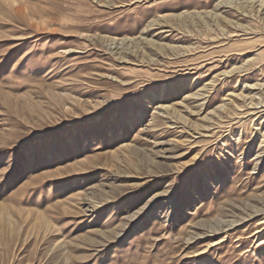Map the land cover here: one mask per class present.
<instances>
[{"label": "rangeland", "instance_id": "374dc122", "mask_svg": "<svg viewBox=\"0 0 264 264\" xmlns=\"http://www.w3.org/2000/svg\"><path fill=\"white\" fill-rule=\"evenodd\" d=\"M0 264H264V0H0Z\"/></svg>", "mask_w": 264, "mask_h": 264}]
</instances>
